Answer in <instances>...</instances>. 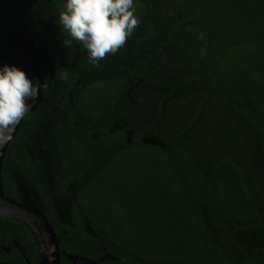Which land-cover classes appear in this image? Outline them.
<instances>
[{"label": "trees", "instance_id": "obj_1", "mask_svg": "<svg viewBox=\"0 0 264 264\" xmlns=\"http://www.w3.org/2000/svg\"><path fill=\"white\" fill-rule=\"evenodd\" d=\"M182 2L180 16L165 41L150 40L145 49L137 44L132 57H127L132 68L116 64L108 69L114 73L126 69L134 82L163 84L148 69L154 50H162L177 30L197 21L203 37L195 38L188 51L189 63L198 68L188 80L219 84L256 131L264 155V0ZM63 3L0 0V53L10 54L12 35L25 31L30 37L45 24L67 36L55 23ZM69 70L71 80L62 100L67 120L59 135L62 164L70 168L64 188L73 176L81 180L89 172L88 162L82 160L84 144H94L111 155L77 192L71 221L63 223L59 218L54 197L19 135L9 145L2 174L11 198L22 201L7 166L18 167L38 192L41 209L59 237L62 264H73L76 256L101 264H148L149 260L154 264H264V220L243 181L241 167L231 156L218 155L217 160L233 179L224 176L213 184L186 147L182 132L170 133L155 121L136 126L129 117L128 100L100 127L76 126L67 95L75 90L78 77L73 68ZM123 83L121 77L94 81L81 91L84 103L104 105ZM12 237L37 246L23 222L0 218V246ZM0 260L26 264L20 253L10 255L1 249Z\"/></svg>", "mask_w": 264, "mask_h": 264}, {"label": "rangeland", "instance_id": "obj_2", "mask_svg": "<svg viewBox=\"0 0 264 264\" xmlns=\"http://www.w3.org/2000/svg\"><path fill=\"white\" fill-rule=\"evenodd\" d=\"M182 5V0H134L138 26L123 47L115 54H106L98 64L89 62L81 45L50 25L30 35L29 41L37 49L45 79L53 70L55 77L46 89L33 119L23 122L18 134L41 179L53 195L63 223L71 221V205L79 189L111 158L106 150L91 143L84 144L82 160L88 162L90 173L87 172L81 180L73 176L64 188L63 180L67 179L70 168L62 164L64 156L59 148V135L64 131L67 120L62 100L71 80L69 68H73L78 77L75 90L67 95L75 111L76 126L100 127L116 115L123 100H128L129 117L136 126L155 121L170 133L182 132L186 147L191 149L195 160L205 167L213 184L224 176L233 179L224 171L227 167L217 160L218 155L231 156L234 163L241 167L243 181L264 220V155L256 131L234 109L233 98L214 80H188L198 69L189 63L188 51L195 38L203 37L197 21L177 30L172 41L166 43L162 50L160 47L154 50L148 69L164 80L163 84L134 82L128 78L126 69L122 73L108 69L116 64L132 68L133 64L127 57H132L137 44L139 49H145L150 40L165 41L180 16ZM5 64L14 65L25 72L17 56L0 53V66ZM90 65L93 68L89 70ZM115 77H121L124 83L104 105L98 103L89 107V102L84 103L82 90L94 81ZM9 172L18 184L23 201L42 210L40 197L32 183L17 169H9ZM146 262L154 264L150 260Z\"/></svg>", "mask_w": 264, "mask_h": 264}, {"label": "clouds", "instance_id": "obj_3", "mask_svg": "<svg viewBox=\"0 0 264 264\" xmlns=\"http://www.w3.org/2000/svg\"><path fill=\"white\" fill-rule=\"evenodd\" d=\"M55 23L98 64L123 47L139 24L134 0H64ZM39 84L16 66H0V127L14 126L38 96Z\"/></svg>", "mask_w": 264, "mask_h": 264}, {"label": "water", "instance_id": "obj_4", "mask_svg": "<svg viewBox=\"0 0 264 264\" xmlns=\"http://www.w3.org/2000/svg\"><path fill=\"white\" fill-rule=\"evenodd\" d=\"M10 46L15 50L14 54L19 57V60L25 69L28 78L39 84L38 96L35 100H30L29 110L23 118L14 126L0 127V218L12 217L22 221L27 225L32 233L37 237L42 252L47 255L50 260L49 264H60V243L59 237L51 224L50 220L42 210L28 204L25 201H18L4 193L2 185V168L3 160L9 144L16 136L20 125L24 119L38 108L44 99L45 90L50 87L55 77L53 70L48 79H45L44 71L39 60L37 49L28 39V33L25 31L18 35L10 37ZM73 264H101L87 257L76 256L72 257Z\"/></svg>", "mask_w": 264, "mask_h": 264}, {"label": "flooded vegetation", "instance_id": "obj_5", "mask_svg": "<svg viewBox=\"0 0 264 264\" xmlns=\"http://www.w3.org/2000/svg\"><path fill=\"white\" fill-rule=\"evenodd\" d=\"M46 26H49L48 24H45ZM44 25V26H45ZM43 26H40V27H38V28H36V31H35V33L37 32V30L38 29H40V28H42ZM31 34H33V33H31ZM28 39H29V33H28ZM11 42V41H10ZM9 42V44H8V46H9V52H10V54H9V56H13V55H15V56H17L16 54H14V52H15V50L10 46V43ZM18 57V56H17ZM18 59H19V57H18ZM39 107V106H38ZM38 109V108H37ZM36 109V110H37ZM35 112V111H34ZM34 112L33 113H31V114H29L25 119H24V121L23 122H27L26 121V119L31 115L32 117L34 116ZM33 118H31V119H29L28 120V122L30 121V120H32ZM22 122V123H23ZM22 125V124H21ZM21 125H20V127H19V130H20V128H21ZM19 130H18V132H19ZM18 132H17V134H16V136L15 137H17V135H19L18 134ZM25 133V132H24ZM14 137V138H15ZM13 138V139H14ZM12 139V140H13ZM19 139H20V137H19ZM12 142V141H11ZM10 145V144H9ZM8 148H9V146H8ZM8 148H7V150H8ZM6 153H7V151H6ZM6 155V154H5ZM4 159H5V157H4ZM3 163H4V160H3ZM4 167V166H3ZM36 167V166H35ZM9 169H17V170H19L21 173H22V171L17 167H10V166H7L6 167V171L10 174V172H9ZM37 169V168H36ZM3 168H2V174H3ZM23 174V173H22ZM11 175V174H10ZM12 177V176H11ZM13 178V177H12ZM14 179V178H13ZM15 180V179H14ZM2 185H3V189H4V193H5V195L6 196H9L7 193H6V187L4 186V182H3V178H2ZM20 191V190H19ZM10 197V196H9ZM21 197V196H20ZM21 199H22V202H23V198L21 197ZM2 218V217H1ZM12 218V217H11ZM17 220V219H16ZM19 221V220H18ZM22 222V221H21ZM27 226V225H26ZM28 227V226H27ZM29 228V227H28ZM30 229V228H29ZM34 234V233H33ZM34 237L36 238V242H37V246L35 247V245H33V244H22L21 243V241L19 240V239H16V238H14V237H12V239H11V241L7 244V245H1L0 246V249L2 250V251H4V252H6V253H8V254H10V255H15V254H17V253H20L21 254V256L23 257V259H24V261L26 262V264H49V260H50V258L47 256V255H45L43 252H42V248H41V246H40V243H39V241H38V239H37V237L34 235ZM61 250V249H60ZM71 258V257H70ZM0 264H9L8 262H3V261H1L0 260ZM60 264H62V262H61V252H60Z\"/></svg>", "mask_w": 264, "mask_h": 264}]
</instances>
